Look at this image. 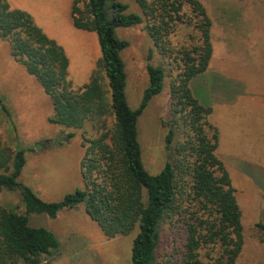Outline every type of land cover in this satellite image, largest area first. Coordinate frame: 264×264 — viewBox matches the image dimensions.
Segmentation results:
<instances>
[{
  "label": "trees",
  "instance_id": "trees-1",
  "mask_svg": "<svg viewBox=\"0 0 264 264\" xmlns=\"http://www.w3.org/2000/svg\"><path fill=\"white\" fill-rule=\"evenodd\" d=\"M134 2L140 14L128 12V5L117 0H73V27L94 33L100 50L89 82L73 89L64 50L30 15L0 0V40L49 97V123L74 130L89 124L95 131L93 138L83 134V188L59 202L41 200L18 181L25 150L13 151L0 140V191L18 193L23 208L19 213L0 206V264H49L60 254L59 241L50 230L32 226L30 217L54 219L62 210L79 206L108 239L137 229L130 264H238L244 246L241 211L229 174L215 155L219 136L208 121L212 109L190 87L211 59V21L198 0ZM141 24L161 58L178 69L170 85L168 121L162 123L168 158L155 175L143 166L137 122L162 92L164 69L147 65V87L132 110L121 57L128 42L116 34L117 29ZM178 24L198 37L175 54L170 37ZM0 108L9 115L1 99ZM255 227L264 238V225Z\"/></svg>",
  "mask_w": 264,
  "mask_h": 264
},
{
  "label": "rangeland",
  "instance_id": "rangeland-1",
  "mask_svg": "<svg viewBox=\"0 0 264 264\" xmlns=\"http://www.w3.org/2000/svg\"><path fill=\"white\" fill-rule=\"evenodd\" d=\"M12 9L31 16L34 24L60 46L69 61L67 80L73 89L87 84L96 69L100 50L96 35L73 27V0H5ZM128 12L140 14L134 0H117ZM211 21V59L206 72L191 82V91L212 114L208 121L218 131L216 157L224 164L241 211L244 246L238 264H264V238L255 225H264V0H198ZM81 7V4H80ZM128 42L121 53L126 72V99L138 107L147 87L148 64L162 66V92L154 97L137 122L142 163L152 175L167 160L164 148L169 93L178 69L163 60L153 47L144 24L117 29ZM194 37V42L190 39ZM198 35L178 24L170 37L176 52L195 43ZM105 84V80L101 81ZM0 140L13 151L25 150V165L18 181L45 202H59L83 188L80 161L85 137L93 138L89 124L74 130L49 123L51 101L24 68L9 55L0 40ZM72 134V138H64ZM39 143V145H37ZM0 206L22 213L18 193L0 191ZM30 224L50 230L58 239L60 254L49 264H130L134 229L126 236L106 238L82 206L62 210L54 219L33 215Z\"/></svg>",
  "mask_w": 264,
  "mask_h": 264
}]
</instances>
